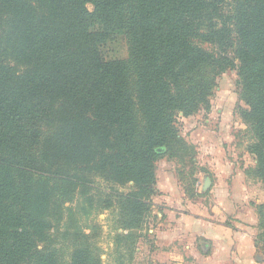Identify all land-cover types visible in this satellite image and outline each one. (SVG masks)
<instances>
[{
  "label": "trees",
  "instance_id": "1",
  "mask_svg": "<svg viewBox=\"0 0 264 264\" xmlns=\"http://www.w3.org/2000/svg\"><path fill=\"white\" fill-rule=\"evenodd\" d=\"M119 32L135 97L126 63L101 54ZM204 68L236 71L250 174L264 187V0H0V264H60L50 232L76 196L92 208V190L102 208L117 204L125 231L140 229L156 163L181 142L176 116L210 108ZM95 178L132 188L106 192ZM255 209L264 245V203ZM79 238L70 264H101Z\"/></svg>",
  "mask_w": 264,
  "mask_h": 264
},
{
  "label": "rangeland",
  "instance_id": "2",
  "mask_svg": "<svg viewBox=\"0 0 264 264\" xmlns=\"http://www.w3.org/2000/svg\"><path fill=\"white\" fill-rule=\"evenodd\" d=\"M87 8L92 10L90 5ZM193 43L207 51H214L209 44L200 43L198 40ZM101 54L105 60L119 59L126 63L129 88L135 97L136 76L132 70L127 34L125 32L114 34L111 40L102 46ZM201 75L214 78L207 99L210 108L209 110L200 108L188 117H183L181 113L176 116L175 128L181 142H173L170 145L174 156L162 157L157 161L155 170V176L161 178L173 173L181 190L191 198L194 197L192 190L199 168L198 163L206 162L205 148L213 144L211 139L216 136V139H221L220 147H223L224 154L236 164H241V169L244 164L250 168L255 161L247 152L248 146L253 142L254 134L250 124L242 122L237 113L239 107L246 108V106L239 98L236 71L227 68L221 73H216L213 69L204 68ZM134 113L137 122L141 124V115L136 110ZM163 182L169 183L165 179ZM95 186L106 192L113 187L122 193L129 192L132 188L131 183L120 188L99 178H95ZM90 195L94 196L92 208L88 207L89 202H86L85 198L76 196L71 203L66 204V207L70 206L72 210L69 213L65 212L61 223L50 232L60 264H70V255L74 246L85 242L79 238L81 234L88 236L87 243L91 245L92 252L99 256L101 264H152L150 251L153 244H151V236L147 233L149 228L147 223H151L152 211L157 210L151 209L149 217L144 220L140 229L125 231L120 225L117 204L113 202L110 208H102L103 202L106 201L105 195L100 201L96 190H92ZM83 207L88 215L84 214Z\"/></svg>",
  "mask_w": 264,
  "mask_h": 264
},
{
  "label": "crops",
  "instance_id": "3",
  "mask_svg": "<svg viewBox=\"0 0 264 264\" xmlns=\"http://www.w3.org/2000/svg\"><path fill=\"white\" fill-rule=\"evenodd\" d=\"M216 138L205 148L206 162L198 163L194 197L181 190L173 173L156 176L151 209L157 211L147 223L152 264H264V245L255 242V207L264 203V187L249 170L255 161L241 169Z\"/></svg>",
  "mask_w": 264,
  "mask_h": 264
},
{
  "label": "water",
  "instance_id": "4",
  "mask_svg": "<svg viewBox=\"0 0 264 264\" xmlns=\"http://www.w3.org/2000/svg\"><path fill=\"white\" fill-rule=\"evenodd\" d=\"M158 151H161V149H159ZM209 187V179L206 177L204 180V184H203V189H207Z\"/></svg>",
  "mask_w": 264,
  "mask_h": 264
}]
</instances>
